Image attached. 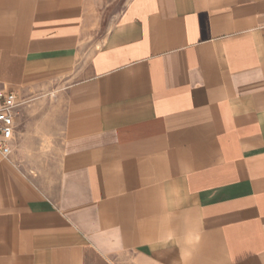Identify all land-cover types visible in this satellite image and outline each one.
Returning a JSON list of instances; mask_svg holds the SVG:
<instances>
[{
  "label": "crops",
  "instance_id": "crops-1",
  "mask_svg": "<svg viewBox=\"0 0 264 264\" xmlns=\"http://www.w3.org/2000/svg\"><path fill=\"white\" fill-rule=\"evenodd\" d=\"M0 82V264H264V0H0Z\"/></svg>",
  "mask_w": 264,
  "mask_h": 264
},
{
  "label": "rangeland",
  "instance_id": "rangeland-1",
  "mask_svg": "<svg viewBox=\"0 0 264 264\" xmlns=\"http://www.w3.org/2000/svg\"><path fill=\"white\" fill-rule=\"evenodd\" d=\"M47 94L43 91L32 92L27 95L22 94L21 121L23 122L25 117L28 116L32 119V124L29 132L27 131V136L24 137L23 148H18L20 149L18 151V160L32 176L39 174L38 169H41L42 166L47 165L49 167L54 162V157L52 156L54 142L51 141V138H47L44 135L40 126V102L43 100H56L55 97L52 98V94H49L47 98ZM26 109H28V112L30 111L27 116H25ZM24 126V123H21V128Z\"/></svg>",
  "mask_w": 264,
  "mask_h": 264
},
{
  "label": "built area",
  "instance_id": "built-area-1",
  "mask_svg": "<svg viewBox=\"0 0 264 264\" xmlns=\"http://www.w3.org/2000/svg\"><path fill=\"white\" fill-rule=\"evenodd\" d=\"M23 100L20 93L0 82V161L12 155L17 131V119Z\"/></svg>",
  "mask_w": 264,
  "mask_h": 264
}]
</instances>
